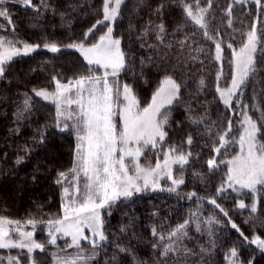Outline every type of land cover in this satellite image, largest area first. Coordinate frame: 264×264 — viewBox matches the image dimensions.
Wrapping results in <instances>:
<instances>
[{
	"label": "snow or ice",
	"instance_id": "snow-or-ice-1",
	"mask_svg": "<svg viewBox=\"0 0 264 264\" xmlns=\"http://www.w3.org/2000/svg\"><path fill=\"white\" fill-rule=\"evenodd\" d=\"M16 3L32 9L36 13L35 19H40L44 10L51 6L46 0H15ZM178 5L187 22L196 26L191 36L199 33L205 41L214 44V60L221 62L224 59V40L218 27L214 26L215 17L212 15L214 0H171ZM257 9V14L245 39L234 48L231 43L227 48L231 50L229 63L232 65L230 80L225 87L220 86L223 76V65L216 76V92L220 101L236 114V109H242L239 113L242 120L240 128L234 131L233 121L227 119V127L223 130L213 131V125L206 124L207 113L200 114L188 104L185 109L189 124L193 126L204 125L203 131L196 127V132L207 135L212 141L210 155L205 160L207 173L193 171L192 175L206 182V177L214 176L222 171L220 183L211 196H198L193 191L186 193V198H196L197 203L206 200L208 204L219 209L224 217H228V211L218 203V198L225 197L231 192L237 193L236 207L249 209L250 214L258 211L257 194L264 193V109L257 104H242L240 97L243 95V86L253 78L257 71V53L264 54V33L259 31L261 16L264 15V0H250ZM8 0H0V18L7 21L15 32V24L10 10L5 7ZM126 0H102L99 19L84 33L83 39L74 40L66 45L56 42L31 44L21 41L13 35H0V79L6 77L8 65L16 57L28 56L37 49L43 47L51 53H58L62 47L75 49L86 62L84 72L74 74L70 78H64L62 74L52 76L54 88L33 89V94L55 106V123L60 132L70 131L76 140L73 165L67 171L58 173L55 183L68 186L62 189V215L47 220H37L29 217L25 221L10 219L0 215V249L21 250L17 255L0 257V264H37L33 256L36 250L41 253L46 251L47 245L56 246L58 236L70 237L58 252L52 253L53 264H90L96 260L98 250L103 248L108 241L104 230L102 210L108 208L121 197L130 198L134 193L142 192L149 187L152 190L160 188L162 179L170 181L167 188L169 192H177L181 185L185 184L186 166L190 162H198L200 154H194L191 148L194 144V135L189 132L180 142H172L169 130L172 128V113L175 106L183 102L182 84L171 73H166L158 82L151 95L150 102L141 106V102L135 94L133 87L123 83L120 79L122 72L126 71L127 57L122 49V39L113 35L112 24L121 15L122 5ZM249 0H229L223 14L227 17L228 28L234 27L233 8L239 4L247 7ZM165 7L161 4L156 12L159 14ZM184 24L177 26V31H182ZM99 29L100 30L98 33ZM155 33L156 45L147 43L151 33ZM168 35L163 23L153 29L145 26L142 33L137 36L141 41V47L165 45L171 48V42L165 44ZM92 37V40H89ZM189 37L178 41L183 47L188 44ZM195 51L204 53L201 45ZM193 60L198 57H192ZM143 63V61H142ZM202 64L203 61H200ZM102 69V73L99 71ZM207 87L204 77H200L197 93ZM236 100L235 105L233 100ZM255 99V97H253ZM33 107L31 97L25 93L22 107L18 110L17 119L24 118ZM260 112V116L253 118L249 109ZM119 117V121L115 117ZM179 127L183 121L175 122ZM48 125H45L47 128ZM47 134L44 129L37 131L33 137L36 143L43 145ZM207 146V141L205 142ZM185 145L187 147H185ZM238 145L239 151L228 155V149ZM34 150L28 145L23 147L26 154ZM156 154L157 159L153 165L141 163V157L148 160L149 154ZM24 156H18L16 164L24 161ZM131 165V167H130ZM174 166H176L174 168ZM35 179V177H33ZM163 190V189H161ZM246 190V192H245ZM251 193L252 203L246 204L244 196ZM197 212H193L188 219L175 226H165L161 222L151 228V235L155 238L152 247L159 252L163 264H169L175 259L179 264L181 257L195 256L197 253L184 244L189 237L191 223L195 222L196 231H201V224ZM155 215V213H154ZM251 218V217H250ZM205 223L211 225L219 223L215 217L209 216ZM236 230L244 241L254 244L264 252V238L253 234L252 238L245 236L238 225L227 221ZM38 224H45L48 229L49 239L38 241L34 239V232ZM28 226L32 230H25ZM85 229L90 235L85 234ZM159 229V230H158ZM125 231L121 228V232ZM211 232V229H209ZM81 241L87 242L92 251L85 255L86 249ZM119 252H127L128 249L119 247ZM74 248V253H67V249ZM26 250V251H25ZM207 249L201 247L200 252ZM65 253V254H61ZM27 256V260L23 259ZM229 264H242L239 259L238 249L232 247L225 257ZM115 259V256L113 257ZM251 264V262H249Z\"/></svg>",
	"mask_w": 264,
	"mask_h": 264
},
{
	"label": "trees",
	"instance_id": "trees-1",
	"mask_svg": "<svg viewBox=\"0 0 264 264\" xmlns=\"http://www.w3.org/2000/svg\"><path fill=\"white\" fill-rule=\"evenodd\" d=\"M46 2L51 7L44 10L38 20L34 18L36 13L32 9L5 5L11 12L15 32L13 33L11 26L1 18L0 35H15L21 41L41 46L46 42L66 45L83 39L84 33L101 16L98 10L102 0ZM33 3L38 4L39 0H33ZM161 4L165 7L158 14L156 9ZM228 4L229 0H214L212 10L215 17L214 26L219 28L224 40V59L221 62L214 60V44L205 41L199 33L195 37L191 36L196 31V26L185 20L181 8L171 0H126L125 5H122L121 15L113 24V34L122 39V49L126 53L128 64L126 71L120 75L121 81L133 87L142 106L150 102L159 80L166 73H171L184 84V99L175 106L172 113L173 123L169 135L172 142L178 143L189 132L193 133L195 142L191 151L194 154L199 153L200 159L186 166L185 184L181 185L177 192L167 191L170 183L166 182L163 190L148 189L134 193L130 198L113 203L110 210L107 208L103 211L102 218L108 241L99 249L96 264H163L159 252L152 247L155 240L151 235L152 226H158L161 222L165 226H175L188 219L197 209L201 231L197 232L195 222L191 223L190 238L184 240V244L197 255L181 257L179 264H229L225 257L232 247L238 249L242 264H264V253L256 245L244 241L227 222L230 217L249 239L253 234L264 238V193L257 194V213L250 214L249 209L236 207L237 193L229 190L225 197L218 198V203L228 211V217H224L219 209L208 204L206 200L198 204L196 198H186V193L193 191L198 196L213 195L224 174V166H221L222 171L206 177V182L192 175L193 171L207 173L205 160L210 155L212 141L207 135L196 132V127L203 131L204 125L189 124L185 113L188 104L191 103L200 114L206 111V124L213 125V131L226 128L227 119L233 121L236 131L240 128L239 122L242 120L239 114L242 109L237 108L234 114L220 101L216 92V76L221 71L222 64L223 76L220 86H227L232 73V65L229 63L231 50L227 48V44L231 43L234 48H239L245 39L244 34L257 14V9L251 2L247 7L235 5L234 27L228 28L227 17L222 11ZM159 23H163L167 29L165 44L171 42L173 46L148 47L145 44L141 47L137 36L145 26L150 25L155 29ZM180 24L185 26L182 31H177ZM258 27L259 31L264 33V15L261 16ZM100 30L103 29H99L98 33ZM186 36L189 37L188 44L182 47L178 41ZM92 39L89 37V40ZM147 43L157 44L154 32L149 35ZM201 45L204 47V53L195 51ZM256 55L257 71L243 86L240 102L257 104L264 109V54L258 52ZM192 57L198 59L193 60ZM86 67V62L77 51L65 47L58 53H51L41 47L35 53L18 57L8 65L6 77L0 79V215L20 221H25L30 216L37 220H47L62 215V192L55 181L59 172L72 167L76 140L73 134L60 132L53 126L55 106L36 97L32 90H51L54 88L51 82L53 75L62 74L67 79L84 72ZM99 71L102 73L103 70ZM202 76L207 87L197 93L198 82ZM25 93L31 97L33 107L29 113H25L24 118L18 120L17 113L23 105ZM235 103L236 100L233 104ZM249 113L254 119L261 114L252 108ZM176 121L183 123L177 127ZM45 125L48 127L45 128ZM40 129H44L47 134L43 145L33 139ZM25 145L34 149L30 155L23 151ZM237 151L238 145L230 147L226 158ZM18 156L25 157L19 165L16 164ZM156 159L157 155L150 153L148 160L143 158L142 162H151L154 165ZM251 195L247 193L244 196L246 204L252 203ZM209 216L215 217L219 223H205ZM121 228L125 231L121 232ZM35 231L36 240L49 239L45 224H38ZM117 245L128 251L119 252ZM201 247L207 251L201 253ZM54 251V246L47 245L46 251L39 254L43 264H52ZM169 264H175V259Z\"/></svg>",
	"mask_w": 264,
	"mask_h": 264
},
{
	"label": "rangeland",
	"instance_id": "rangeland-1",
	"mask_svg": "<svg viewBox=\"0 0 264 264\" xmlns=\"http://www.w3.org/2000/svg\"><path fill=\"white\" fill-rule=\"evenodd\" d=\"M249 2H250V0H249ZM6 5H9V6H21L20 4H18V3H16L15 2V0H8V3L6 4ZM21 7H23V6H21ZM1 19V18H0ZM114 24V23H113ZM113 24H112V27H113ZM114 35V34H113ZM38 50V49H37ZM36 50V51H37ZM45 50H47V49H45ZM72 50H75V49H72ZM35 51V52H36ZM48 51V50H47ZM76 51V50H75ZM34 52V53H35ZM79 53V52H78ZM31 54H33V53H31ZM30 54V55H31ZM16 58H18V57H16ZM16 58H14V59H16ZM13 59V60H14ZM40 98V97H39ZM42 99V98H41ZM45 101V100H44ZM46 102H48V101H46ZM235 102V98H234V100H233V103ZM141 106H142V104H141ZM143 107V106H142ZM115 119L117 120V121H119V117L117 116V117H115ZM65 132H68V133H71L70 131H65ZM72 134V133H71ZM75 137V136H74ZM143 158L144 157H141V163L143 164V162H142V160H143ZM130 167H131V165H130ZM176 166H174V168H175ZM166 182H169V183H171L170 181H167V180H164V179H162L161 181H160V188H157L156 190H152V188L151 187H149L148 189L149 190H152V191H160L161 189H163V188H165L166 186H165V183ZM59 186H60V189H61V192H62V189H63V187L64 186H68V182L66 181L65 182V184H63V185H60V184H58ZM148 189H146V190H148ZM245 192H246V190H245ZM121 199H124V197H121L119 200H121ZM119 200H117V201H119ZM117 201H115V202H117ZM114 202V203H115ZM107 208H105L104 210H106ZM104 210H102V214H103V211ZM25 230H32L31 229V227L30 226H28L27 228H25ZM36 232V231H35ZM35 232H34V239H35ZM85 234H87V235H90V233L88 232V230L87 229H85ZM47 235H48V231H47ZM66 242H70V237H60V236H58V239H57V245L56 246H54V248H55V251L54 252H58L59 250H60V248H63L64 246H65V244H66ZM81 244L84 246V248L86 249V252H85V255H88V253H90L91 251H92V249H91V246L87 243V242H85V241H81ZM60 245H62V246H60ZM259 249V248H258ZM260 250V249H259ZM21 250H18V249H0V257H7V256H10V255H17V253L18 252H20ZM26 251V250H25ZM76 251V249H74V248H71V249H67V253H74ZM261 251V250H260ZM41 252L39 251V250H36L34 253H33V256L35 257V259L37 260V264H43V261H42V258L40 257V254ZM98 253H99V250H98ZM264 253V252H263ZM62 255L63 254H65V253H61ZM98 257H99V254H98V256H97V258H96V260H94V261H91L90 262V264H96V262H97V260H98ZM23 259L26 261L27 260V256H24L23 257ZM52 264H53V262H52Z\"/></svg>",
	"mask_w": 264,
	"mask_h": 264
}]
</instances>
